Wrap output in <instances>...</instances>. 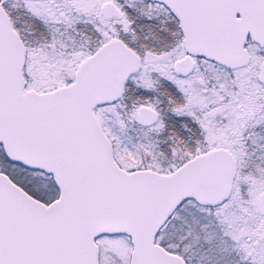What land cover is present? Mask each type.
<instances>
[{
    "label": "snow or ice",
    "instance_id": "1",
    "mask_svg": "<svg viewBox=\"0 0 264 264\" xmlns=\"http://www.w3.org/2000/svg\"><path fill=\"white\" fill-rule=\"evenodd\" d=\"M0 264H264V0H0Z\"/></svg>",
    "mask_w": 264,
    "mask_h": 264
}]
</instances>
